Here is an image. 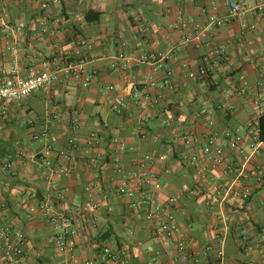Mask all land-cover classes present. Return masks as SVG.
Returning a JSON list of instances; mask_svg holds the SVG:
<instances>
[{
  "label": "crops",
  "instance_id": "crops-1",
  "mask_svg": "<svg viewBox=\"0 0 264 264\" xmlns=\"http://www.w3.org/2000/svg\"><path fill=\"white\" fill-rule=\"evenodd\" d=\"M247 1L264 6V0ZM227 9L226 0H0V71L17 66L25 76L46 62L63 66L68 53L93 73L87 87L63 73L49 88L0 112V264L69 263L49 240L53 229L41 204L70 218L73 251L82 260L99 262L109 247L118 257L106 264H264V143L251 158L246 144L242 152L226 148L222 163L202 152L210 136L248 140L264 113V7L220 27L209 24L210 13L224 16ZM89 10L99 13L98 22L86 21ZM120 53L131 62L116 59ZM201 65L213 90L206 80L187 76ZM166 71L168 85L149 86L150 77L160 80ZM146 91L149 100L142 96ZM202 107L210 108V122L199 114ZM43 129L47 136L34 140ZM92 135L93 148L85 145ZM72 138L80 149H71ZM46 146L53 149V167L41 163ZM63 149L75 160L65 162L69 173L57 175L56 154ZM150 152L166 157L155 167L160 187L152 198L161 203L179 196L173 212L187 252L154 232L146 217L152 205L133 208L131 198L116 193ZM97 155L90 165L89 157ZM88 185L97 187L100 204L83 212ZM243 190L249 191L245 199ZM16 233L25 238L22 263L7 261L2 251Z\"/></svg>",
  "mask_w": 264,
  "mask_h": 264
},
{
  "label": "built area",
  "instance_id": "built-area-1",
  "mask_svg": "<svg viewBox=\"0 0 264 264\" xmlns=\"http://www.w3.org/2000/svg\"><path fill=\"white\" fill-rule=\"evenodd\" d=\"M227 3V13L224 16H218L215 13H210L208 15V22L212 26L220 27L228 23L232 18L238 16L244 12H253L256 10H262L263 5L250 6L247 0H226ZM49 6L48 1H43L41 3L42 8H47ZM83 47L89 48V43L85 40H80ZM116 59L124 60L127 64L131 62V58L127 57L124 53H120ZM142 61H149L147 56H143ZM61 62L52 65L46 62L42 65L40 69L31 70L28 75H21L18 71L17 66H12L8 71H0V112L5 113L6 105L12 101H20L31 97L33 94L40 90L49 88L51 85L55 84L61 79L63 73L72 74L74 79L83 87H87L93 79V73L87 71L82 64H75L74 60L70 59V54L63 53ZM114 64V63H113ZM208 74V69L206 65H201L195 70H190L187 72L188 78L191 80H202ZM171 72L166 71L164 76L160 80L150 77L149 86L157 87L158 82L168 85L169 76ZM112 89V86L108 87ZM132 94H137L138 91L135 83L131 85ZM142 96L149 100L151 94L146 91ZM118 113H122V109H117ZM210 108L202 107L200 109V115L207 117L209 119ZM164 124L170 126L171 120H164ZM47 136V131L45 129L35 132L32 135L34 140H39ZM257 132L252 129L250 131V136L248 140L239 134L227 133L224 137L210 136L205 139L202 145V152L205 156L210 157L216 163H222L226 156L227 150L233 149L235 151H243L242 146L246 144L250 150L249 157L255 156L264 143L258 140ZM114 142L120 150L126 149V143L122 138H115ZM71 149H80L79 145L72 138L69 140ZM96 144V138L92 135L89 140L85 142V145L89 147H94ZM227 148V150H226ZM53 149L50 146H46L41 152V163L47 167H53ZM90 165H95L97 162L96 156H91ZM196 158H194L195 160ZM75 160L73 157V152L70 150H61L56 154V162L58 167L56 169L57 175H63L70 172V167L66 164V161ZM166 157L162 153H147L142 159L137 162V167L127 173L126 178L123 182L117 186L116 193L120 196L129 197L132 199L130 205L133 208L144 206L145 204L152 205V208L147 212L146 217L153 222L154 232L158 235L165 236L170 243L175 245L177 251L184 253L186 251V241L181 233V227L177 221L176 215L173 212L174 206H176L179 196H170L163 202H156L152 198V190L158 189L159 183V172L155 169L159 164H165ZM164 171L169 172L168 167ZM241 176L247 177L249 172L244 169ZM95 185H88L87 194L90 203L82 208L83 212H89L95 210L99 206V201L96 198ZM193 191H191L192 193ZM249 196L248 190H243L241 193L242 198H247ZM38 209L43 210L49 224L52 226V233L50 235V242L55 244L58 250L64 252L68 255V264H106L109 260H114L118 257V254L114 252L111 248L105 247L103 249V260L97 262L94 260H82L74 254V241L73 235L74 230L72 228L71 220L67 215L64 214H53L44 205L37 206ZM1 226V221H0ZM17 239L14 242H7L6 245L2 247L3 255L7 261H12L16 263H22L26 258V254L23 249L24 235L21 233H16ZM217 257L222 262L225 255L223 241H220L219 247L216 250ZM244 264H260L254 261H247Z\"/></svg>",
  "mask_w": 264,
  "mask_h": 264
},
{
  "label": "trees",
  "instance_id": "trees-1",
  "mask_svg": "<svg viewBox=\"0 0 264 264\" xmlns=\"http://www.w3.org/2000/svg\"><path fill=\"white\" fill-rule=\"evenodd\" d=\"M85 19L86 21L88 22H98L100 20V15L98 12L94 11V10H89L86 14H85ZM72 59V58H70ZM73 60V59H72ZM211 75L209 74V71H208V74L206 77H204L202 80H206L209 84H210V89L213 90V83H211ZM200 114V112H199ZM225 118H229V115L228 113L225 114ZM252 129H250L251 131ZM254 130L257 132L258 134V140L260 141H263L264 142V113L261 114L259 117H258V122L256 123L255 127H254Z\"/></svg>",
  "mask_w": 264,
  "mask_h": 264
},
{
  "label": "rangeland",
  "instance_id": "rangeland-1",
  "mask_svg": "<svg viewBox=\"0 0 264 264\" xmlns=\"http://www.w3.org/2000/svg\"><path fill=\"white\" fill-rule=\"evenodd\" d=\"M21 120H22V124H26L27 123L26 122V120H27L26 116H24L23 118H21Z\"/></svg>",
  "mask_w": 264,
  "mask_h": 264
}]
</instances>
